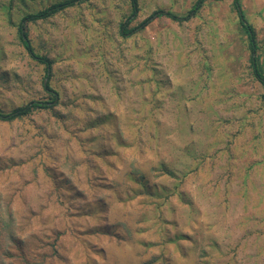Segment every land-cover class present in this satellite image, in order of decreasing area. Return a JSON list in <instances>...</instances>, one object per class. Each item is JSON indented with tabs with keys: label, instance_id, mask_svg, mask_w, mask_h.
<instances>
[{
	"label": "rangeland",
	"instance_id": "rangeland-1",
	"mask_svg": "<svg viewBox=\"0 0 264 264\" xmlns=\"http://www.w3.org/2000/svg\"><path fill=\"white\" fill-rule=\"evenodd\" d=\"M0 0V264H264V0ZM132 18L129 20V17ZM49 84L58 94L45 89Z\"/></svg>",
	"mask_w": 264,
	"mask_h": 264
},
{
	"label": "trees",
	"instance_id": "trees-1",
	"mask_svg": "<svg viewBox=\"0 0 264 264\" xmlns=\"http://www.w3.org/2000/svg\"><path fill=\"white\" fill-rule=\"evenodd\" d=\"M84 1H86V0H62V1H58V2H55V3H52L48 6H46L43 9L38 10L36 12L24 15L19 22L20 37H21V40H22L24 46L28 50V53L30 54L31 57L39 60V62L46 65V72H48V74H49L50 68H51V60L46 56L38 54L34 50V48L32 47V45H31V43L27 37V32H25L24 29H25L27 23H29V22L47 19V18L54 16L55 14H57L63 10L77 6ZM130 1L132 3V7H133V14L132 15L134 16V15H136V13L138 11V0H130ZM203 2H204V0H197V2L193 5V7L190 9V11L184 16L173 13L169 10L158 9V10L154 11L146 19H144L138 26H135L134 28L126 29L129 21L124 22L121 25V34L127 36L133 32H136L139 29L144 28L153 19H155L157 17H161V16H169L172 19H175L178 21L189 20L193 15L196 14L197 10L200 8V6L203 4ZM233 4H234V7L238 13L239 18H240V23L242 25V28L246 31V33L248 35L250 47L255 52L257 50L258 46L256 44L254 29L245 17V14L241 8L240 0H233ZM131 18H132V16L129 17V20ZM251 65H252L255 76L264 85V74L261 71L257 57L252 56ZM45 89L48 92H50L51 94H53V101H54L56 99V96L58 93L54 89L50 88L49 84L45 85ZM50 103L51 102H47V101L41 100V99H33V100L29 101L28 103L21 105V106H18V107H15L14 109L7 111V112L0 109V120L12 121V120H15L18 118H23V117L29 115L30 113H32L36 109L47 108Z\"/></svg>",
	"mask_w": 264,
	"mask_h": 264
}]
</instances>
